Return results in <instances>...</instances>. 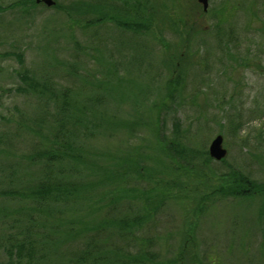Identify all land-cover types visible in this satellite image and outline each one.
<instances>
[{
  "label": "rangeland",
  "instance_id": "rangeland-1",
  "mask_svg": "<svg viewBox=\"0 0 264 264\" xmlns=\"http://www.w3.org/2000/svg\"><path fill=\"white\" fill-rule=\"evenodd\" d=\"M12 1L0 0V6ZM146 1L150 14L156 12L160 18H154L151 29L142 34L122 31L112 22L90 31L70 27L64 12L42 6H28L25 14L19 7L0 12V183L11 181L9 169L13 163L16 175L25 176L27 169L22 167L18 154L11 153V148L20 153L25 151V135L18 131L21 111L33 115L37 107L32 97L11 90L20 83L16 71L27 68L36 79L48 71L60 84H65L60 80L66 70L65 63L81 60L75 69L80 79L97 71L102 73L98 77L103 78L107 63L123 61L119 68L123 75L120 83L124 93L119 94L123 103L112 99V104L119 105L112 112L127 119L137 116L152 120L155 115L152 105L164 97L167 80L176 78L179 86L165 100L161 112V134L170 139L180 138L191 149L194 146L193 149L208 152L211 139L220 133L226 149L223 161L212 159L203 165L201 156L196 155L195 167L188 172L169 176L164 173L163 179L179 178L180 183L173 180L175 185L170 184L173 194L188 196L167 197L158 205L152 219L143 225L141 234L154 237L158 253L164 259L176 255L187 260L194 256L197 264H264V195L242 200L212 191V185L220 181L217 175L231 169L264 181V0H208L203 15L200 10H196L198 14L194 10L195 20L205 31L192 35L182 29L186 17L179 7L181 2L186 10L190 0ZM216 23L220 24L217 37L213 33ZM96 33L104 40L101 44L94 41L95 37L99 38ZM216 38L218 46L214 42ZM139 42L145 43V67L140 71L134 58L137 54L129 51L133 43ZM95 46L98 48L94 49ZM183 47L191 53L190 62L188 59L181 62L177 70L168 68L163 61ZM12 52L21 54V64ZM199 87L203 93L195 92ZM176 119L180 123L177 131L173 127ZM239 120V129L233 131L231 123ZM137 135L127 137L124 132L114 137L99 136L87 144L93 149L111 151L138 145L142 154L152 158L146 164L157 167L159 163L153 157L160 153L154 148L151 128L141 126ZM146 180L139 181L137 187L145 190L152 186V181ZM207 188L212 193L197 210V198L209 192ZM10 202L0 195V212H7L0 222V238L10 231ZM190 221V238L194 243L186 254L184 248H179ZM0 264H7L1 249Z\"/></svg>",
  "mask_w": 264,
  "mask_h": 264
},
{
  "label": "trees",
  "instance_id": "trees-1",
  "mask_svg": "<svg viewBox=\"0 0 264 264\" xmlns=\"http://www.w3.org/2000/svg\"><path fill=\"white\" fill-rule=\"evenodd\" d=\"M117 1L53 0L54 3L47 6L36 0H13L0 6V12L19 7L25 14L28 6H42L64 12L70 27L79 26L90 31L112 22L122 31L136 34L148 32L154 18H160L156 12L150 14L146 0ZM199 6L197 0H190L185 10L183 3H179L186 17L182 29L187 35L205 31L195 20L196 10L203 15L208 8L203 11ZM219 25L216 23L213 27L216 37ZM94 41L101 44L104 40L95 37ZM217 41L216 38L214 42L218 46ZM75 44L79 48L80 45ZM144 46V42H139L129 48L137 54L134 58H137L138 71L145 67ZM187 50L183 47L170 53L163 63L177 70L181 62L187 59L190 62L191 53ZM12 55L22 63L20 53L12 52ZM75 58L79 57L75 55ZM79 62L81 60L65 63L66 70L60 77L65 84H60L48 71L41 79L34 78L27 68L16 71L20 83L11 90L32 97L37 107L33 115L21 111L18 131L25 135V151L20 153L11 148V153L18 154L22 167L27 169L24 170L25 176L16 175L13 163L9 169L11 181L5 182L6 185L0 183V195L11 201L8 207L10 231L0 238V249L6 254L7 264H197L194 256L188 260L176 255L165 259L160 257L154 237L141 234L143 225L152 219L158 205L167 197L182 199L188 196L186 193L177 196L169 189L173 180L180 183L179 178L166 180L161 176L188 172L195 167L196 155L202 157L199 159L203 165L212 160L207 151L193 149L194 146L191 149L180 138L170 139L161 134L163 122L160 116L164 102L177 90L179 79L167 80L164 97L152 105L155 112L152 120L137 116L127 119L112 112L119 109V105L111 101L123 103V97L119 95L124 93L120 83L123 75L119 69L123 61L107 63L103 78L98 77L102 73L97 71L78 79L80 74L75 69ZM201 87L195 92L203 93ZM6 92L9 93L10 89ZM240 122L231 123L233 131L239 129ZM179 125L176 119L173 122L175 131ZM141 126L150 127L155 136L154 148L160 153L153 157V161L159 163L155 168L146 164L152 158L149 154H142L138 145L111 151L93 149L87 144L99 136L114 137L124 132L127 137L135 138ZM162 157L174 166L167 165L168 161ZM217 176L220 181L218 185H212V191L220 196L247 200L257 194L264 195V181H256L239 170L231 169ZM146 179L152 181V186L139 189L138 182H148ZM212 191L197 198V210L203 207L201 203ZM5 213L0 212V222L7 217ZM191 229L190 221L179 248H184L186 254L194 243L190 238Z\"/></svg>",
  "mask_w": 264,
  "mask_h": 264
},
{
  "label": "water",
  "instance_id": "water-1",
  "mask_svg": "<svg viewBox=\"0 0 264 264\" xmlns=\"http://www.w3.org/2000/svg\"><path fill=\"white\" fill-rule=\"evenodd\" d=\"M43 2L47 6L52 5L53 0H36V2ZM202 4L203 11H206L208 0H198ZM223 137L221 134H216L208 145V155L215 160H220L226 155V149L223 147Z\"/></svg>",
  "mask_w": 264,
  "mask_h": 264
}]
</instances>
